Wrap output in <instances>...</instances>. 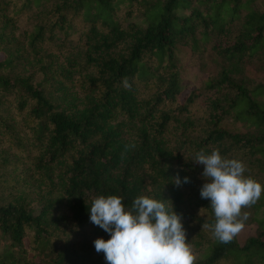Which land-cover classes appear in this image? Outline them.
Segmentation results:
<instances>
[{
  "label": "trees",
  "instance_id": "1",
  "mask_svg": "<svg viewBox=\"0 0 264 264\" xmlns=\"http://www.w3.org/2000/svg\"><path fill=\"white\" fill-rule=\"evenodd\" d=\"M212 149L264 185V0H0V264H107L99 195L170 200L193 264H264V192L243 245L205 236Z\"/></svg>",
  "mask_w": 264,
  "mask_h": 264
},
{
  "label": "clouds",
  "instance_id": "2",
  "mask_svg": "<svg viewBox=\"0 0 264 264\" xmlns=\"http://www.w3.org/2000/svg\"><path fill=\"white\" fill-rule=\"evenodd\" d=\"M203 165L205 182L200 196L209 200L215 223L213 236L227 243L241 231L247 213L243 207L255 203L264 192V185L245 175L244 163L223 157L219 149L210 153L201 150L192 159ZM174 184L187 183L177 175ZM117 195H99L88 208L90 222L108 235L93 241L96 252H103L107 264H193L194 257L186 242L181 215L170 200L147 195L134 198L130 208ZM171 202V201H170Z\"/></svg>",
  "mask_w": 264,
  "mask_h": 264
},
{
  "label": "rangeland",
  "instance_id": "3",
  "mask_svg": "<svg viewBox=\"0 0 264 264\" xmlns=\"http://www.w3.org/2000/svg\"><path fill=\"white\" fill-rule=\"evenodd\" d=\"M187 59H188V56H185L183 58L184 65H183V69L181 72V76H182V86H183L184 90L190 91L194 88L199 87L202 80L208 75V72L202 71L197 66H192V65L187 64ZM255 80L261 81L259 77H255ZM255 215H256V219H258V220L264 219V206L258 208ZM256 227H257V225L255 223L246 224L243 226L241 231L234 236V238H236V240L240 244L243 245L249 239V237L255 236ZM205 236L207 237L208 241H213V239L215 238L213 236L212 231H210V233L207 232L205 234ZM238 261L239 260L237 259L236 262H238ZM231 263H232L231 261H226V262H222L221 264H231Z\"/></svg>",
  "mask_w": 264,
  "mask_h": 264
}]
</instances>
